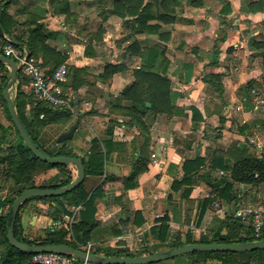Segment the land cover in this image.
<instances>
[{
    "label": "crops",
    "instance_id": "crops-1",
    "mask_svg": "<svg viewBox=\"0 0 264 264\" xmlns=\"http://www.w3.org/2000/svg\"><path fill=\"white\" fill-rule=\"evenodd\" d=\"M251 1L254 0H206L202 7H194L190 0H184L177 21L162 26V31L171 33L166 42L157 34L136 33L131 23L125 24L124 18L112 12L113 0H15L11 4L15 24L11 26V34H5L8 39L18 35L25 41L29 31L40 24L46 32L53 34L47 43L67 54L65 64L85 67L92 77L77 94L67 90L74 98L88 95L96 99L94 109L97 113L85 115L78 131L74 132L70 144L74 152L83 155L91 148L94 138L103 140L111 118H117L119 122L114 127L115 144L103 174L89 175L84 183L88 191L102 187V192L96 204L99 223L91 240L82 246L83 250L89 244L91 248L125 247L135 256L147 255L148 251L170 250L169 241H157L150 234L165 216L168 217L169 235H178L182 241L188 235L199 240L223 222L222 233L230 229L239 232L231 225L226 226L229 218L235 217L237 207L264 199L263 184L237 186V199L232 201L215 199L212 188L200 178L195 179L188 195H183L186 185L179 189L172 187L174 180L183 176L186 157L211 156L216 148L226 150L233 142L252 154L264 153V140L260 137L264 134V63L259 51L251 47L252 38H262L264 11L245 12L243 6ZM227 3L231 10L222 12ZM242 20H246L248 28L238 25L237 22ZM100 27L104 29L101 35L98 34ZM134 41L141 47L148 43L166 46L171 61L168 75L172 89L177 93V104L185 106L187 113L185 116L159 114L151 117L146 133L138 126L128 125V117L109 114V107H103V102H121L125 106L130 103L121 98V94L135 80L133 69L141 66L140 58L128 49ZM108 62L119 64L123 70L107 81L96 79L94 76H98ZM186 67H192L189 81L185 79ZM209 73L223 74L222 89L206 80ZM249 81H254V87L245 94L244 86ZM247 98L251 103H247ZM191 106L198 108L202 121H193ZM87 110H81L79 115ZM79 115L76 113L75 116ZM69 127L70 124L66 125L59 134ZM251 134L254 136L249 143L245 136ZM41 140L44 146H50V142ZM141 154H144L145 165L128 182L134 162ZM68 165L75 179L78 168ZM59 172V168L41 172L36 176L37 184L53 182ZM127 183H130L128 187ZM205 198H213V202L198 223ZM51 204L55 205V202L31 201L22 212L24 225L40 226L55 220L50 213ZM65 205L67 211L59 218L69 215L73 224L79 219L83 205L74 206L66 201ZM136 211L139 214L136 215ZM244 230L241 229V233ZM72 237L68 230L67 238ZM238 258L249 261L251 254L244 251ZM160 261L154 263L194 264V256L185 253ZM207 264L231 263H223L219 257L211 256Z\"/></svg>",
    "mask_w": 264,
    "mask_h": 264
},
{
    "label": "trees",
    "instance_id": "trees-1",
    "mask_svg": "<svg viewBox=\"0 0 264 264\" xmlns=\"http://www.w3.org/2000/svg\"><path fill=\"white\" fill-rule=\"evenodd\" d=\"M15 0H0V26L4 30L2 42L0 44V53L6 55L3 45L8 41L13 43L15 47H25L31 55L34 56L39 65L45 69L47 74L52 72L62 64L67 62L68 56L64 52L52 47L47 43L53 34L46 32L42 25L29 31L28 38L24 41L21 36H16L14 39H8L5 34H11V26L15 24L12 19L11 4ZM184 0H113L112 12L124 18V23H131L136 33L157 34L160 39L169 41L171 33L162 31V26L165 24L175 23L179 16V10L182 7ZM206 0H190V4L194 7H202ZM230 4H226L222 8V12H229ZM243 10L248 13H258L264 11V0H254L243 6ZM131 17V20L129 19ZM262 24V38L256 40L252 38L251 47L259 51L264 63V21ZM104 29L100 27L98 34H102ZM128 49L130 52L140 58L141 66L133 69L134 82L124 89L121 98L128 100L129 105L125 106L121 102L111 103L109 110L113 114L128 117V125L138 126L143 133L149 131V123L151 117L159 114H165L169 117L187 115L185 106L177 104V93L172 89V80L168 75L170 59L167 57L166 46L158 44L141 47L138 41L132 42ZM218 53V52H217ZM216 53V54H217ZM216 59V60H215ZM214 63L217 62L215 55ZM191 66V65H187ZM68 74L67 80L63 83L65 91L71 90L77 94L79 89L86 84H89L88 71L85 67H77L72 64H67ZM8 69V65L0 61V97L4 104L7 116L12 122L11 126H5L0 121V164L3 166V172L7 176L14 179L12 192L6 198H0V264H33L31 258L33 254L22 251L13 247L7 238L8 227L11 221L12 204L22 191L30 188H59L69 184L74 175L68 164H52L45 162L35 156L28 146L23 141L20 133L14 125L9 114L6 101L3 97V89L8 85L10 74L4 72ZM123 70L119 64L106 63L103 71L94 76L96 79L107 81L114 73ZM192 67L185 68V79H191ZM222 73H209L206 80L213 83L218 89H222L221 78ZM17 92L18 97L14 103L17 114L30 134L36 146L46 155L49 156H71L81 158L86 169V177L89 175H102L105 170L106 161L111 152V147L115 144L113 141V132L115 125L119 122L117 118H111L104 132V139L99 140L94 138L89 151L83 155L74 152L70 147V142L73 138L57 142L54 140L52 146H44L41 140L40 131L42 128L50 124L63 123L68 125L73 117L74 122L81 125L82 118L85 115L96 114L97 111L93 108L87 110L79 116L76 115L74 100H78V105L81 109L82 98L76 96L73 100V110L68 108H54L46 102L33 100L27 97L26 91L22 88L23 81H28L26 75L22 72L18 75ZM254 87V81H249L244 86V93L248 94ZM23 95V96H22ZM247 103H251V99L247 98ZM150 103V106L147 104ZM193 121H202L198 108L191 106ZM29 113V114H27ZM74 122H71L73 124ZM12 129L19 137V141L15 144H10L6 147V139L10 135ZM79 129V127H78ZM78 129L76 131H78ZM75 135H73L74 137ZM146 136V135H145ZM143 153V149L141 150ZM144 154L138 156L135 160L133 173L128 178V182L142 171L145 161ZM146 158V157H145ZM59 168L60 172L56 179L50 183L37 184L35 177L41 172L50 169ZM183 176L181 179L174 180L173 189H179L183 185V195H188L191 192V187L195 179H203L211 188L215 199L218 201H232L237 199V186L239 185H264V153L255 155L249 152L247 148H242L233 142L226 150L215 149L211 156L196 154L192 157H186L183 162ZM204 171L202 173L201 170ZM224 172L220 175L215 173ZM75 189L56 196H33L27 199L19 208L15 219L14 234L22 242L30 245H60L67 244L77 249H83V245L89 242L92 238L93 230L98 226L96 219L97 199L100 197L102 187H97L94 191H88L85 186V180ZM130 183L126 184L128 187ZM33 200H42L44 202H55V205L50 206V213L57 220L63 213L67 211L65 201L70 205H83L80 211L79 219L72 224V238L68 239V230L59 228L54 232L47 230L44 237L37 239H28L24 233V224L22 218V210ZM213 198H205L202 203V209L198 217V223L202 220L207 207L212 205ZM8 205V211L4 214L2 208ZM139 214L136 211V215ZM212 228L208 234L199 240H196L192 235H188L185 241H182L178 235H169L168 217H163L159 226H155L150 230V234L160 242L170 243L168 249H174L187 243H232V242H248L255 238L252 235L251 228L242 224L237 217H230L226 226H233L238 231L222 233L223 224ZM241 229H245L241 233ZM149 234V235H150ZM148 236V234H146ZM264 239V235L260 238ZM148 251V250H146ZM90 252L109 257L135 256L128 248L121 246H111L101 248L94 246ZM251 254L249 261H243L238 258L241 252L236 251H195L190 255L194 256V264H207L211 256H217L223 263L231 264H264V249H256L247 251ZM141 252L140 254H143ZM148 254L154 252L148 251ZM84 260L76 259L75 264H83ZM86 264H99L87 262Z\"/></svg>",
    "mask_w": 264,
    "mask_h": 264
},
{
    "label": "water",
    "instance_id": "water-1",
    "mask_svg": "<svg viewBox=\"0 0 264 264\" xmlns=\"http://www.w3.org/2000/svg\"><path fill=\"white\" fill-rule=\"evenodd\" d=\"M0 33H3V30L0 26ZM31 55V52H28L27 57ZM0 61L7 64L10 67V79L8 85L3 89V97L6 101L9 114L12 118L14 125L16 126L18 132L20 133L23 141L32 151V153L45 162L52 164H73L77 166L78 173L77 177L73 179L69 184L59 187V188H30L25 189L20 193V195L14 200L12 204L11 212V221L8 227L7 238L9 243L22 251H27L31 254L40 253V252H57L64 253L69 255H74L76 258L99 264H151L160 260L168 259L177 255L191 253L195 251H253L256 249H264V239L253 240L248 242H232V243H187L180 247L165 250L153 254H147L142 256H123V257H109L104 255H98L92 252H87L83 249H77L67 244L60 245H30L28 243L20 241L14 234L15 219L19 211L20 206L29 198L33 196H56L63 195L77 186L81 185L86 177V169L84 162L81 158L71 157V156H49L44 154L34 143L30 134L26 130L25 126L21 122L17 111L15 109L13 100L10 96V88L17 81L18 75L21 72V64L17 63L13 58L3 55L0 53ZM150 106V103L147 104ZM74 106L76 113L79 115L81 113L78 100H74ZM79 126L78 122H74L68 130L60 133L56 138L57 142L71 139L74 135V132Z\"/></svg>",
    "mask_w": 264,
    "mask_h": 264
},
{
    "label": "built area",
    "instance_id": "built-area-1",
    "mask_svg": "<svg viewBox=\"0 0 264 264\" xmlns=\"http://www.w3.org/2000/svg\"><path fill=\"white\" fill-rule=\"evenodd\" d=\"M4 38L0 33V44ZM7 56L13 58L21 64V72L29 79L31 90L40 101L46 102L54 108L73 109L74 95L63 88V83L67 80L68 67L62 64L57 67L52 74H47L39 65L37 59L30 55L25 47H15L13 43L7 42L3 45ZM224 172L221 171V174ZM235 217L249 224L255 240H260L264 235V201L242 203L236 211ZM50 231L54 232L59 228H67L72 233V218L65 215L50 222ZM91 244L85 251L90 252ZM74 255L57 252H40L33 254L31 262L33 264H75ZM87 261H84L86 264Z\"/></svg>",
    "mask_w": 264,
    "mask_h": 264
},
{
    "label": "rangeland",
    "instance_id": "rangeland-1",
    "mask_svg": "<svg viewBox=\"0 0 264 264\" xmlns=\"http://www.w3.org/2000/svg\"><path fill=\"white\" fill-rule=\"evenodd\" d=\"M237 23L241 27H247L246 20L238 21ZM247 28H245V31L248 30ZM149 42H151V41H149ZM176 43H178V42H176ZM148 45L150 46V43H148ZM152 45H154V44L152 43ZM186 55H188V53ZM180 60H183V59L181 58ZM4 72L7 73V74H10V67L8 66V69H5ZM87 78H88L89 81L92 80V77H89V75L87 76ZM17 85H18V81H16L14 83V85L11 87V89L9 91L10 96H11L13 102H15L16 99H17V97H18ZM22 88L26 91L27 97H29L30 100L31 99H33V100H39L38 97L34 94V92L30 88L29 79H28V81H23ZM262 99L264 100V97ZM95 103H96V99L90 98L88 95H84L83 98H82L81 109L82 110L91 109V108L94 109L95 108V105H96ZM110 104L111 103H105V102H103V107H105V109H106V106L109 107ZM263 105H264V103H263ZM107 109H108V113L109 114H112L110 112L109 108H107ZM71 110H73V109H71ZM27 114H29V113H27ZM74 118L75 117H73V119L71 120V122H74ZM0 121L5 126H11L12 125L11 124L12 122L10 121L9 117L6 114V111H5V108H4V104H3L2 100H1V97H0ZM65 126L66 125H64L63 123H55V124L47 125L46 127L42 128L41 131H40V134H41V137H42L41 139L50 142V146H51V144L53 145L54 144V140L58 137L59 132ZM253 136H254V134L247 135V136H245V140H247L250 143V139ZM0 137H1V131H0ZM260 137H261L262 140H264V134H260ZM18 141H19L18 135L12 129V131L10 132V135L6 139V143H5L6 144V147L8 145H10V144H15ZM70 144H72V143L70 142ZM3 166L4 165L0 164V198H6V197H8V195H10V193L12 192V187L15 184L14 183V179L11 176H7V175L4 174V172H3ZM220 174L217 173V175H220ZM37 180H38V178L35 177V181L36 182H37ZM258 201H264V199L261 198V199H258ZM7 211H8V205H5L2 208L1 212L5 214ZM50 224L51 223L49 222V223H46V224H42L40 226H34V225H31V224L27 223L26 225H24V233H25V236L28 239H33V240L34 239H37V238L44 237L45 236V233H47V230L50 231ZM166 260L167 259L162 260L160 262H164Z\"/></svg>",
    "mask_w": 264,
    "mask_h": 264
}]
</instances>
